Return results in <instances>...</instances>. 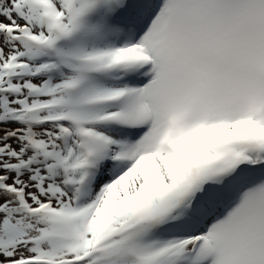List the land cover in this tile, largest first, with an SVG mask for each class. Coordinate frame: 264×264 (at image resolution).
<instances>
[{
  "label": "snow or ice",
  "instance_id": "snow-or-ice-1",
  "mask_svg": "<svg viewBox=\"0 0 264 264\" xmlns=\"http://www.w3.org/2000/svg\"><path fill=\"white\" fill-rule=\"evenodd\" d=\"M0 264H264V0H0Z\"/></svg>",
  "mask_w": 264,
  "mask_h": 264
}]
</instances>
